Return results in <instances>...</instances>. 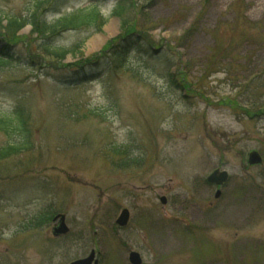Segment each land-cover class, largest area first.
<instances>
[{"label":"rangeland","instance_id":"374dc122","mask_svg":"<svg viewBox=\"0 0 264 264\" xmlns=\"http://www.w3.org/2000/svg\"><path fill=\"white\" fill-rule=\"evenodd\" d=\"M116 1L53 0L51 22L91 2L106 22L47 39L26 25L9 50L0 42L14 55L0 109L20 107L30 135L0 160V264H69L92 249L98 264H131L133 250L142 264H264V0H134L122 19ZM34 2L0 0V15ZM42 43L79 47L61 60ZM21 141L0 131V147ZM222 163L216 198L207 177ZM59 213L69 231L57 235Z\"/></svg>","mask_w":264,"mask_h":264},{"label":"trees","instance_id":"16d2710c","mask_svg":"<svg viewBox=\"0 0 264 264\" xmlns=\"http://www.w3.org/2000/svg\"><path fill=\"white\" fill-rule=\"evenodd\" d=\"M49 1L50 0H35L29 13L25 16L0 15V27L7 31L5 36L0 33V42H6V47L9 50V48L15 45L18 41L13 42V40H8L7 36L10 32L13 34L9 36H13L17 31L26 25H31L32 32L34 34H40L42 37L47 39L69 30H79L82 28L100 29L106 22V17L101 12L97 3L91 2L89 5L78 8L69 14L57 18L53 21V23H50L43 15L47 4L52 2ZM134 5V0H117L113 6L112 14L122 19L127 15H130L129 10ZM78 47L79 46L68 48L65 46H56L45 43L40 45V48H43L46 55L53 56L54 58L61 60L65 59L70 53H75L78 50ZM13 58L14 55L3 52V54H0V66L11 63ZM26 124V118L24 117L23 111L20 107L10 112L0 109V131L8 135L18 133L22 137V141L19 143H9L0 147V160H4L30 146V135ZM45 219L46 218H43L39 222H42Z\"/></svg>","mask_w":264,"mask_h":264},{"label":"water","instance_id":"95a60500","mask_svg":"<svg viewBox=\"0 0 264 264\" xmlns=\"http://www.w3.org/2000/svg\"><path fill=\"white\" fill-rule=\"evenodd\" d=\"M160 49H155V52H158ZM262 162V156L260 155V153L256 150L251 151L249 154V163L250 164H259ZM228 179V172L227 171H221L220 169H216L215 171H213L209 177H208V181L211 183H216L218 185L223 184L226 180ZM221 194V191L218 190L216 192V197H219ZM161 200L163 203H166L167 199L165 196L161 197ZM61 218V223L58 227L55 228V233H65L69 230L66 222H65V215H57L55 217V220H57L58 218ZM129 217H130V212L128 209H124L120 216L117 219V223L121 226H125L127 225L128 221H129ZM129 260L132 264H142V258L139 252L137 251H131L130 256H129ZM97 264L98 260L95 259V251L92 250L90 255L85 257V258H81V259H77L73 262H71L70 264Z\"/></svg>","mask_w":264,"mask_h":264},{"label":"bare ground","instance_id":"6f19581e","mask_svg":"<svg viewBox=\"0 0 264 264\" xmlns=\"http://www.w3.org/2000/svg\"><path fill=\"white\" fill-rule=\"evenodd\" d=\"M115 27V22H112L110 25H109V29L110 28H114ZM103 41V39L100 37V36H95L93 37L90 41H89V45H90V49L93 50V48H96L98 47L101 42ZM1 42H4V41H1ZM6 44V42H4Z\"/></svg>","mask_w":264,"mask_h":264}]
</instances>
